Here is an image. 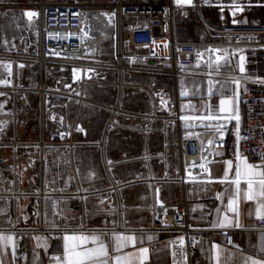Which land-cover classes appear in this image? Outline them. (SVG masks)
I'll use <instances>...</instances> for the list:
<instances>
[{
	"label": "built area",
	"instance_id": "1",
	"mask_svg": "<svg viewBox=\"0 0 264 264\" xmlns=\"http://www.w3.org/2000/svg\"><path fill=\"white\" fill-rule=\"evenodd\" d=\"M209 4L199 0H192L191 4H178L176 0H0V61H4L6 67L3 75L13 79L10 92L0 89L1 108H6L9 115L6 122H16L20 113L26 114L30 110L31 96L40 101L39 140L26 146L16 137L8 142L13 151L10 166L13 188L8 195L15 200L22 197L44 199L47 196L44 189H37L35 185L27 190L15 188L20 158L30 168L37 167L39 161L44 164L47 158L50 169L52 165L68 167L74 170L76 179L81 176L79 138L87 130V122L81 118L85 105L107 111L109 129L115 128L120 117L134 116L144 122L146 135L156 132L166 135L171 120L180 121L184 127L192 121H203L204 125L214 126L225 124L222 135L216 131V127H198L205 131L204 135L195 131L187 135V130H184L179 150L180 173L174 174L172 171L173 154L167 144L160 151L145 152L138 175L126 183H113L110 189L118 194L120 188L128 185L143 187L152 193L153 203L149 208L152 219L147 229L172 234L168 238L171 241L172 264H190L197 254V245L208 241L211 232H215L225 246L234 244V232L246 233L248 227L243 226L214 228L190 224L186 201L166 202L162 188L173 183L211 185L233 180L235 177L224 180L211 174L212 165L228 160L235 163V169L244 158L253 165L264 166V77L238 73L231 78L229 88L222 82L218 84L221 91L230 92L235 98L234 110L239 115V132L235 119L185 121L182 119L184 116L204 117L209 112L220 117L226 115L213 112L211 108L198 115L182 113L178 109V101L169 90L157 91L144 85L141 88L142 97L138 100L147 109L132 111L121 104V95H114L111 86H102L98 82L101 76L108 79L115 74L127 73L133 66H144L152 61L167 65L164 69H155L157 72L175 77L189 75L192 70L198 69L196 65L200 63L204 65L202 70L209 78L216 75V53L221 50L237 54L250 48L254 50L255 57L258 55L256 50L260 53L264 50L262 33L258 31H226L222 39L216 42L179 41L173 25L177 14ZM239 8L243 9L241 6ZM17 10L37 13L34 15L37 19L35 52H16L1 46V18ZM206 31L210 34V30ZM227 34L230 35L228 38ZM209 63L211 67H208ZM13 64L16 65L15 71L11 67ZM261 66L264 68L263 62ZM91 85L101 88L104 100L94 99L87 94ZM116 86L122 88L124 81H117ZM113 99L117 103H112ZM154 105H157V109ZM3 121L0 123L3 124ZM99 144L102 145V142ZM155 164L164 165V172L154 170ZM55 179L54 175H50V180ZM77 196L82 198L84 190L79 189ZM209 208L206 207L207 210ZM115 212L121 213L123 209L118 207ZM85 219V223L76 230L84 232L92 229ZM254 227H264V219H257ZM31 230L19 223L12 226L17 237ZM112 230L122 233L124 227L119 223ZM162 242L156 240L150 247L156 248ZM17 259L21 260L22 257L17 256ZM59 259L63 261L64 255H59Z\"/></svg>",
	"mask_w": 264,
	"mask_h": 264
},
{
	"label": "crops",
	"instance_id": "2",
	"mask_svg": "<svg viewBox=\"0 0 264 264\" xmlns=\"http://www.w3.org/2000/svg\"><path fill=\"white\" fill-rule=\"evenodd\" d=\"M199 1L210 4L177 14L173 25L179 41L216 42L222 39L226 31H258L262 33L260 36L264 41V0ZM229 36L227 34V38ZM253 52L250 48L237 54L221 50L216 53L221 57L219 68L216 62V75L209 78L202 70L204 65L200 63L196 65L198 69L192 70L189 75L175 77L157 72L155 69H164L167 65L152 61L144 66H133L127 73L115 74L108 79L101 76L98 82L102 86H111L114 95H121V104L132 111H146V105L139 103L138 99L143 94L141 88L147 85V88L157 91L169 90L178 101V109L182 113L198 115L204 113L206 108H211L213 112L228 115L227 112L219 111L220 101L231 99V107L234 109L235 98L232 93L221 91L218 84L222 82L229 88L231 78L238 73L264 77V68L261 66V62L264 64V50L261 53L256 50V57ZM241 65L244 71L240 70ZM11 67L13 71L16 70L15 64ZM4 73L6 67L4 61H0V89L10 92L13 79ZM119 80L124 81L122 88L116 86ZM209 89L212 90L211 94ZM185 92L187 95L182 94ZM87 94L97 100L105 99L97 85H91ZM112 103H117V100L113 99ZM39 104L40 101L31 96L30 110L26 114L20 113L19 120L12 123L6 122L9 115L0 104V121L5 120L3 124L0 123V264H63L64 260L57 258L63 254L65 259L64 237L80 234L101 236L108 245L109 264H115V257L126 256L129 257L128 264H172L171 241L168 239L172 234L147 229L152 219L149 211L153 203L152 193L143 187L126 185L116 194L110 187L113 183H126L136 177L144 153L160 151L167 144L173 154L172 171L174 174L180 173L179 150L184 130H187V135L194 131L204 135L205 131L198 128L203 127L204 122L192 121L184 127L180 121L171 120L166 135L159 132L146 135L144 122L134 116L120 117L115 128L109 129L106 123L107 111L85 105L82 107L81 118L87 122V130L79 138L82 151L81 176L76 179L74 170L68 167L52 165L50 169L47 158L44 164L39 161L35 168L28 167L24 159L20 158L15 188L27 190L35 185L37 189H44L47 196L44 199L22 197L15 200L8 195L13 188L10 171L13 151L8 142L16 137L26 146L39 140ZM153 107L157 109V105ZM228 107L225 105V108ZM101 142L102 145L99 144ZM247 162L253 165L249 159ZM153 168L160 173L164 172L162 164H155ZM226 170L227 161L217 163L212 165L211 174L224 178ZM235 170L233 162L232 168L228 170V178L235 177ZM261 170H264V166ZM50 175L56 179L50 180ZM231 181L211 185L173 183L162 188L166 202L186 201L188 221L192 225L213 227V224L220 223L227 216L233 222L232 227L237 222L248 227L246 233L234 232L232 246L223 245L217 234L211 232L208 241L197 245V254L190 264H217V261L218 264H252L253 260L264 262V227H254L256 220L261 219L258 216L257 201L245 200L244 192L241 191L238 205H233L238 208V215L228 209L235 188ZM240 187L242 190L245 188L243 180ZM79 189L84 190L82 198L77 196ZM36 200L37 204L34 205ZM102 200L104 203H101ZM118 207L123 212H115ZM85 218L92 229L84 232L76 230L85 223ZM17 223L32 229L22 234L25 244L12 231V226ZM119 223L124 227L122 233L112 230ZM116 236L134 237L135 243L127 242V246L120 251H113ZM149 237L152 239L149 240ZM156 240L163 242L151 248L150 244ZM87 247L94 245L89 243ZM144 248L148 249L147 254L140 251ZM21 250L24 251V258L18 260V252Z\"/></svg>",
	"mask_w": 264,
	"mask_h": 264
},
{
	"label": "snow or ice",
	"instance_id": "3",
	"mask_svg": "<svg viewBox=\"0 0 264 264\" xmlns=\"http://www.w3.org/2000/svg\"><path fill=\"white\" fill-rule=\"evenodd\" d=\"M178 4H191L192 0H176ZM37 15V13L28 12L27 16L31 18L32 16ZM114 15V14H113ZM111 19V17H110ZM87 35V33H85ZM209 51H220V50H209ZM226 51V50H225ZM221 57H216L217 61V69L219 68L218 61ZM243 60V58H241ZM212 64L209 63L208 67H211ZM23 67V65H21ZM241 71H244L243 66L241 65ZM3 83L7 84L8 81H3ZM211 83V82H209ZM238 83V82H236ZM212 90L209 89V93L211 94ZM183 95H187V93H182ZM232 100L231 99H223L220 101V112H227L228 115L224 117H220L219 115H213L211 112L207 116L204 117H189L184 116L182 119L188 121L190 119H199V120H219L224 119L226 121H231L235 119L237 121V132H239V115L236 114L235 110L231 107ZM225 105H228V108H225ZM191 126V125H189ZM204 127H216L217 132H221V130L226 126L225 124H220L218 126H214L211 124L202 125ZM83 131V129H79ZM222 135V132H221ZM63 138V137H61ZM239 140V135L237 136ZM209 143L211 144L212 141L210 140ZM239 159V157H238ZM111 163V162H109ZM233 162L231 160L227 161V169L230 170L232 168ZM228 170L225 172L224 180L228 179ZM244 181L245 188L242 190L240 185L241 181ZM223 182V181H222ZM231 183L235 186L234 188V195L228 204V209L238 215V208L233 207V205H238L239 197L241 191L244 192V199L245 200H253L257 201L258 204V216L259 218L264 219V170H261L260 165H252L247 162V159L244 158L240 160V163L236 166L235 170V178L231 181ZM101 203H104L102 200ZM251 215V213H249ZM233 222L227 216L224 218L223 221L217 224H213V227H232ZM236 227H241L239 222L236 223ZM66 244H65V259L63 264H109V252H108V245L101 239L100 235L91 234V235H70L64 237ZM149 240L152 238L149 237ZM116 243L113 245V251H120L123 247L127 246V242L132 244L135 243L134 237H124V236H116L115 237ZM91 243L94 247H87V245ZM219 248V246H216ZM142 253L147 254L148 249L144 248L140 250ZM146 258V257H145ZM59 259V258H57ZM115 264H128L129 257H115ZM218 264V261H217ZM252 264H264L262 261L253 260Z\"/></svg>",
	"mask_w": 264,
	"mask_h": 264
},
{
	"label": "bare ground",
	"instance_id": "4",
	"mask_svg": "<svg viewBox=\"0 0 264 264\" xmlns=\"http://www.w3.org/2000/svg\"><path fill=\"white\" fill-rule=\"evenodd\" d=\"M28 12L31 11L17 10L2 16L1 46L4 49L24 53L37 50V19L35 16L29 18ZM9 31L13 32L12 36L9 35Z\"/></svg>",
	"mask_w": 264,
	"mask_h": 264
},
{
	"label": "water",
	"instance_id": "5",
	"mask_svg": "<svg viewBox=\"0 0 264 264\" xmlns=\"http://www.w3.org/2000/svg\"><path fill=\"white\" fill-rule=\"evenodd\" d=\"M19 240H20V241H22V242H23V244H25V243H26V242L23 240V236H22V235L19 237ZM18 255H19V256H21V257H22V259H23V258H24V251H22V250H21V251H19V252H18Z\"/></svg>",
	"mask_w": 264,
	"mask_h": 264
},
{
	"label": "rangeland",
	"instance_id": "6",
	"mask_svg": "<svg viewBox=\"0 0 264 264\" xmlns=\"http://www.w3.org/2000/svg\"><path fill=\"white\" fill-rule=\"evenodd\" d=\"M11 33L13 34V32H12V31H9V34H11Z\"/></svg>",
	"mask_w": 264,
	"mask_h": 264
}]
</instances>
